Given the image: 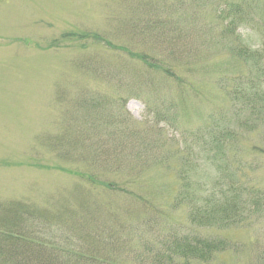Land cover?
Returning <instances> with one entry per match:
<instances>
[{"label": "rangeland", "instance_id": "374dc122", "mask_svg": "<svg viewBox=\"0 0 264 264\" xmlns=\"http://www.w3.org/2000/svg\"><path fill=\"white\" fill-rule=\"evenodd\" d=\"M141 1L0 0V202L38 209L56 201L75 205L74 188H87L89 174L120 186L136 180L131 188L166 211L163 225L142 218V207L128 196L84 190L83 199L117 210L112 224L104 216L95 219L108 230L118 222L153 226L130 236L123 264H151V248L189 233L226 242L206 264H264V200L257 198L264 194V93L254 108L240 99L250 85L264 92V61L231 56L233 36L223 30L232 10L224 5V17L216 13L221 2L234 1L227 4H237L242 19L252 21L235 26L252 47L261 39L264 0ZM156 103L175 111L176 123H166L150 151L147 144L134 145L132 136L139 134L138 143L142 132L150 143L157 137L148 112ZM204 127L216 141L207 154L190 140ZM226 128L233 138L221 136ZM223 145L218 154L232 161L228 169L254 188L243 197L241 218L197 224L188 203L171 206L179 153L194 148L197 163L185 173L204 196L220 175L206 157ZM225 202L217 200L220 207ZM125 207L133 209L127 216ZM134 249L144 252L145 262Z\"/></svg>", "mask_w": 264, "mask_h": 264}, {"label": "trees", "instance_id": "16d2710c", "mask_svg": "<svg viewBox=\"0 0 264 264\" xmlns=\"http://www.w3.org/2000/svg\"><path fill=\"white\" fill-rule=\"evenodd\" d=\"M142 4L141 0H138ZM225 1L216 7V13L224 17V10L221 6L227 5L231 10L229 20L225 23L224 33L231 34L227 49L231 56L251 60L253 63H258L264 59V6L261 10L262 16L259 18V27L261 29V39L255 46L244 45L243 40L238 32L236 25L245 21L252 22L249 19H242L239 15V6L229 5ZM150 3H144L149 5ZM138 5V2H137ZM147 8L148 6H144ZM97 37V34H94ZM262 58V59H261ZM260 74L264 75V67L259 66ZM256 71H258L256 69ZM244 88V87H243ZM245 89V95L240 99L247 100L253 108L258 101H262L260 91L257 86L250 85ZM252 91L253 94H250ZM237 92L232 89H227V94L235 96ZM250 111L253 112L252 108ZM148 112L151 114L150 123L156 129L155 139H149V134L142 132L138 143L139 134L133 133L132 140L134 145L145 146L146 144L157 145L160 142V130L165 129L166 123H176V113L172 112L171 108L162 106L161 103H156L154 106H148ZM197 130L194 135H191L192 141L196 140L198 147L207 154L216 141L212 139L207 127L202 131ZM226 135L233 138V130L228 128L222 130L221 136ZM220 140L218 138L217 142ZM230 139L227 138L226 141ZM220 147L222 145L219 142ZM186 146V145H185ZM225 145L215 151L212 155H208L206 160L211 164H215L220 175L215 179L212 189L209 187L206 194H200V191H195L196 183H193L189 178V174L185 173L187 168H192L194 162L197 163V157L194 148L185 147V156L181 157V169L177 170L179 183L175 191V195L171 201V206L177 207L188 203L191 208L189 219L197 221V224L212 225L215 221L227 223L233 219H239L246 209V204H242L245 194H249L254 188H250L248 183L246 186L242 182L241 176H236V169L230 171L228 168L232 166V161L229 157H224V153L218 154ZM151 151V148H150ZM194 152V155H193ZM218 154V155H217ZM143 155H146L144 152ZM243 165L238 163L237 172H241ZM244 172V170H243ZM245 174V172H244ZM87 188L93 193H99V187L107 189L113 193L122 194L131 198L133 202H138L142 207V218L148 220L155 219L154 225H163L161 218L166 216V211L163 208L153 204L145 196L135 192L131 186V181L128 180L122 186L112 182H102L100 178L93 177L91 174L85 178ZM226 182V187L223 183ZM111 183V184H110ZM85 186L74 188V198H78V204L72 205L60 201L48 202V206L43 208H35L22 202H0V264H123L121 256L126 243L131 241L130 237L136 231L147 227H153L147 220L143 222L132 223L128 226L123 222H118L116 229L108 230L104 222H97L95 219L104 216L103 219H112L111 224L116 221L117 210H115L107 202L90 201L83 199L88 195L89 191ZM85 190V191H84ZM90 192V191H89ZM219 193V196H216ZM73 192H71V195ZM258 194V190L257 193ZM246 198V197H245ZM257 198L264 200V194H258ZM82 199V200H81ZM217 200L226 201L223 207L218 206ZM224 203V204H225ZM133 211L132 207L123 209L124 216H127ZM231 211V212H228ZM140 216V214H139ZM142 220V219H141ZM153 221V220H152ZM91 223V224H90ZM126 231L128 234H125ZM130 234V235H129ZM123 235V237H121ZM129 237V239H126ZM134 238V237H133ZM168 239V238H167ZM149 245V244H148ZM226 242L216 238H207L197 233H189L182 236L173 235L171 239L164 241L162 247L151 248L149 252L155 251L151 256V264H206L213 259V256L218 251H225ZM149 248L144 252L147 253ZM136 258H139L140 263L146 261V258H141L144 253L139 252V249H134Z\"/></svg>", "mask_w": 264, "mask_h": 264}]
</instances>
